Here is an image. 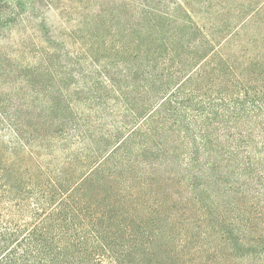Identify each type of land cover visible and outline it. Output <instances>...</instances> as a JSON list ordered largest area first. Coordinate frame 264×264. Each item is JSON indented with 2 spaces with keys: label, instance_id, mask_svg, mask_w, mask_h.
Wrapping results in <instances>:
<instances>
[{
  "label": "trees",
  "instance_id": "16d2710c",
  "mask_svg": "<svg viewBox=\"0 0 264 264\" xmlns=\"http://www.w3.org/2000/svg\"><path fill=\"white\" fill-rule=\"evenodd\" d=\"M136 2L94 0V10L84 11L94 20V36L105 31L134 39L135 62L121 72L117 65L127 60L117 59L102 71L125 108L124 124L134 121L135 129L111 138L99 130L93 134L88 118L63 116L55 102L15 121L22 149L31 147L26 129L39 148L52 153L53 137L66 126L75 127L83 148L72 151L64 141L65 149L59 150L64 156L54 171L49 163L46 168L25 164L20 153L9 162L0 158V264H174V249L163 240H174L169 231L176 219L188 221V227L215 224L214 233L223 235L233 252L240 248L239 231L222 226L250 219L248 212L233 216L240 196L264 195V67L258 75L242 70L239 85L233 83L236 61L230 64L219 54L211 71L206 68L197 78L191 70L172 73L176 64L187 65V48L200 39L196 27L186 33L189 5L168 10L155 0ZM8 6L0 0V25L7 11L9 16L25 11L20 2L14 9ZM210 30L214 39L206 38L212 42L217 33ZM144 31L148 39L160 35L168 54L180 51L173 59L146 51ZM207 54L201 59L207 61ZM5 74L0 68L2 80ZM181 74L172 90L171 81ZM212 78L218 81L219 101L207 104L206 97L194 96L209 86L203 80ZM251 94L259 99L251 101ZM234 97L243 100L234 102ZM92 155L97 160L90 169ZM118 220L123 224L114 228Z\"/></svg>",
  "mask_w": 264,
  "mask_h": 264
},
{
  "label": "rangeland",
  "instance_id": "374dc122",
  "mask_svg": "<svg viewBox=\"0 0 264 264\" xmlns=\"http://www.w3.org/2000/svg\"><path fill=\"white\" fill-rule=\"evenodd\" d=\"M5 1L13 9L19 2L23 3L25 11L15 9L18 16H13L14 11L9 16L7 11L0 25V68L7 76L5 80L0 76V158L9 162L16 157V153H20L21 158L26 159L25 164L46 168L49 163L54 171L63 159V152L59 150L65 149L64 141L68 140V147L72 151H81L83 143L76 136L75 127L70 126L56 132L57 136L52 139L56 141H53L55 148L52 153L39 148L36 140L23 129L25 142L31 147L22 149L15 121L31 115L33 109L49 107L52 102H55L61 115L66 113L63 116L82 120L88 118L86 120L93 134L99 130L111 138L133 132L135 123L130 121L129 126L124 124L125 108L120 104L119 96L112 89L102 67L115 63L117 59H126L127 65L123 62L117 65L119 71L126 70L137 57L132 43L134 39H122L120 34L105 31L94 36V20L86 18L87 14H84L85 9L94 10V0H51L42 4H32L29 0ZM112 1L120 3L127 0ZM145 1L148 0H137L136 3ZM158 3L161 7L168 5V10L189 5L190 24H185L189 28L186 33L195 31L194 27L200 30V39L187 48L189 55L184 57L187 65L180 67L176 64L172 67V73L180 70L183 74L191 70L190 73L197 74V78L204 75L206 68L211 71L212 65L217 64L214 59L219 54V59L230 60V64L232 60L236 61L233 83L239 85L243 83L242 70L258 75L259 69L264 67V0H155V4ZM210 29L217 33L216 40L212 42L206 38L210 36L211 40L214 39ZM146 35L144 31L141 38L146 51L152 53L157 50L164 59H173L169 57H175L180 51L176 54L170 51L168 54L161 48L160 35L155 40L148 39ZM199 45L201 50L198 49ZM198 51L200 53L196 56ZM205 52L208 53L207 61L201 59ZM163 68L164 60L158 69ZM182 74L171 81L172 90L183 79ZM143 75L147 77L146 73ZM203 81L204 85L209 86L202 88L201 95L196 92L194 97H206L207 104L219 101L218 90L214 88L217 79ZM125 84L130 86L132 83L126 80ZM155 98L160 99L162 95L156 94ZM99 99L103 102L101 105ZM249 99L256 101L259 98L251 94ZM242 100V97H234V102ZM257 115L252 113L249 116L256 118ZM28 153H32V159H29ZM86 154L90 155V152ZM92 158L90 169L97 160L93 155ZM247 212L251 214L247 217L250 218L248 221L243 219L232 227V222L227 221L222 226L239 231L236 237L240 248L234 252L232 245L227 246L223 235L220 237L214 233L219 229L217 225L192 223L188 227V221L176 219L174 229L169 231L174 240H163L172 252L174 249V264H264V195L240 196L233 216ZM120 223L121 220H118L113 227L123 224ZM161 228H165L164 224ZM203 233H206L205 238ZM246 250L249 252L246 253Z\"/></svg>",
  "mask_w": 264,
  "mask_h": 264
}]
</instances>
